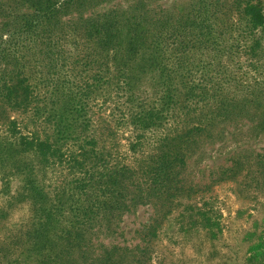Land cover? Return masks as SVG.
Returning <instances> with one entry per match:
<instances>
[{"label": "rangeland", "instance_id": "1", "mask_svg": "<svg viewBox=\"0 0 264 264\" xmlns=\"http://www.w3.org/2000/svg\"><path fill=\"white\" fill-rule=\"evenodd\" d=\"M70 1L0 0V105L13 80L31 102L0 113V264H100L77 247L67 256L68 231L83 225L79 146L95 135L107 161L86 175L172 149L184 157L173 195L138 204L111 230L96 225L93 252L117 245L115 257L130 256L118 264H264V23L243 16L264 13V0H140L150 23L137 48L103 52L83 20L113 10L118 23L138 0L65 9ZM48 7L63 9L42 37L50 47L36 40ZM62 111L74 138L53 136ZM21 135L60 149L46 162Z\"/></svg>", "mask_w": 264, "mask_h": 264}, {"label": "trees", "instance_id": "2", "mask_svg": "<svg viewBox=\"0 0 264 264\" xmlns=\"http://www.w3.org/2000/svg\"><path fill=\"white\" fill-rule=\"evenodd\" d=\"M87 1L72 0L64 8L77 9L85 6L84 3H88ZM35 2L36 0H19V3H28L29 5H24L27 8H30ZM62 11L63 9H52L50 7L45 11V16L43 15L45 26L38 35V39L36 38L39 46H46V41H49V47L51 46L52 40L50 37L46 41L42 37L45 33H52L58 28L59 22H57V19L60 18ZM116 14L111 10L97 15V17H86L82 22L87 37L94 39L93 41L97 46H100L102 52L116 51L125 42H127V46L137 48L138 42L145 35V32H148L150 22L147 20V11H142V1L138 0L136 3L131 4V7H128L122 13V19L120 22L117 21L118 23L115 21ZM243 14H245L243 16L247 17V22L252 27L264 23V13L259 9L257 10L255 6L245 7ZM95 34L98 35L96 39L93 37ZM29 95V87L23 85V80L5 82L2 90L0 113L7 112L8 106L13 109L26 110L31 104L27 101ZM83 121L82 132H85L88 130L91 121L89 119ZM11 124L16 125L15 122H11ZM75 125V122L72 123L67 119L65 111H62L54 119V135H52L56 138H74L72 128ZM100 139H102L101 136ZM46 140L48 139L46 138ZM20 144L36 150L46 162L50 160L52 154L57 153L56 150L59 151L60 149H55L50 141L47 144L40 136L21 135ZM106 154L105 146L103 144L99 146V138L96 135L87 137L85 142L83 139L82 144L79 146L78 157L80 161L77 164L82 169L81 172H84L79 178L78 186L83 194V225L68 231V239L71 242V249L67 253L69 259H75L73 256L76 247L80 249L82 259H97L100 264H118L114 259H128L130 256L127 254L123 258L114 256L115 250L119 248L117 245L106 247L102 252H93L96 247L92 242V237L95 234L93 228L96 225L101 227L105 223L108 224L105 225L107 230H111L112 223L117 218H121L125 212L135 208L138 204H145L151 201L152 198L162 199L165 194L168 196L173 195V184L176 181L175 167L184 157V153L181 155L180 150L175 151L172 149L165 153L167 159L158 156L159 160L157 159L158 161L156 160L157 162L154 161L152 164L150 162L139 163L134 167L117 164L112 167L105 166L104 168H108L107 172L86 175L85 171H88L85 169L86 165L98 163L99 167L100 162L105 163L107 161ZM88 181L91 182V186L86 189L87 186L84 184H87ZM177 189H179L178 186L175 187V190ZM126 249L128 250V248ZM134 249L139 251L134 255L136 259H141L144 248L138 245ZM134 249H130V251Z\"/></svg>", "mask_w": 264, "mask_h": 264}]
</instances>
